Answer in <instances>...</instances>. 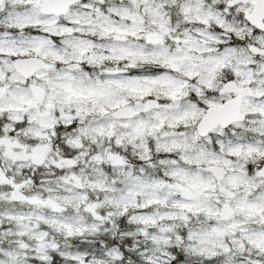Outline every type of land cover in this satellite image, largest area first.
Returning a JSON list of instances; mask_svg holds the SVG:
<instances>
[{"label": "snow or ice", "instance_id": "6c2138e0", "mask_svg": "<svg viewBox=\"0 0 264 264\" xmlns=\"http://www.w3.org/2000/svg\"><path fill=\"white\" fill-rule=\"evenodd\" d=\"M0 264H264V0H0Z\"/></svg>", "mask_w": 264, "mask_h": 264}]
</instances>
